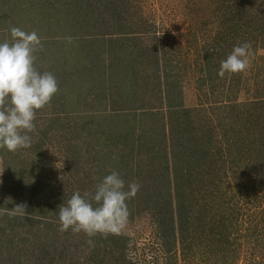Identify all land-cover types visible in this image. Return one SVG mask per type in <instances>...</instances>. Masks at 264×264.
Wrapping results in <instances>:
<instances>
[{"label":"rangeland","instance_id":"obj_1","mask_svg":"<svg viewBox=\"0 0 264 264\" xmlns=\"http://www.w3.org/2000/svg\"><path fill=\"white\" fill-rule=\"evenodd\" d=\"M120 2L111 11L109 0H0V98L8 105L11 101L18 103V107H13V115L7 114L5 106L0 107V120L12 116L13 124L20 123L14 131L26 133L27 137L21 156L12 157L0 150V264H87L91 255H84L83 251L92 244L83 237L91 235L82 233V220L96 222L105 212L97 206L92 208L97 180L115 192L129 189L131 175L136 174L120 172L116 152L118 148L123 150L122 146L133 150L139 144L131 146L121 138L118 141L116 130L111 133L114 137L108 134L118 127L111 122V113L115 107L123 106L125 100L124 96L110 98V72L115 65H120L119 70L123 66L122 71L135 73L137 78L144 77L145 82L134 81L132 86L139 91L136 96L142 110L165 117V125L161 121L157 124L156 118L151 123L153 128L163 125L167 137L163 146L157 147L158 157L163 159L169 153L172 165L174 132L172 121L166 116L170 109L166 91L171 88L167 87L164 74L160 81L154 74L157 68L151 50L147 57L149 47L156 45L154 52L160 53V67L168 65L171 73L179 74L181 106L200 109L193 119H203L213 112L210 98L214 95L228 103L253 102V108L245 110L241 106L246 116L264 112V30L252 38L248 33L229 38L228 43L235 44L228 59L230 64L228 60L220 64L221 72L217 75L206 66L217 38L213 39V34L206 37L207 31H215L227 33L222 37L228 38L232 30L218 9V3L223 4L224 0H127L131 9ZM118 11L127 17L122 22L114 16ZM238 43L243 48H238ZM226 44L224 49L228 48ZM142 45L143 56L138 52ZM140 61L143 64L139 65ZM203 81L205 84H200ZM147 113L141 112L144 121L137 124H150ZM134 116L128 113V120ZM8 128L4 127L2 133ZM129 132L127 129L121 134L127 136ZM141 132L139 128L131 131L134 138ZM140 155L143 158L135 162L134 170L154 177L146 182L143 192L151 194L158 185L170 189L173 198L168 200L177 212L176 188L166 186L167 180L173 179V172L156 161L160 159L154 157L153 162L146 148ZM236 162V157L227 162L229 171L222 174V188L231 191L234 197L229 203L241 206L242 212L236 214L223 202L215 208L216 218L213 212L206 217V231H224L235 216V226L231 228L240 240L241 255L233 264H253V259L248 263L253 254L264 257V245H257L259 236L264 242V170L255 165V160L247 165L246 158L239 161L244 163L242 168ZM177 166L180 173L185 171V160ZM143 192L133 200L128 218L118 216L116 220L105 216L112 225L105 227L110 235L129 237L130 253L134 244L154 249L157 242L155 205ZM102 198V209L121 206L109 194L104 193ZM160 199L163 207L167 198ZM249 230L252 237L247 235ZM172 239L180 253V264H205L206 259L217 255L205 252L213 246L207 240L203 244L195 242L197 252L185 255L179 232ZM251 240L256 243L252 249ZM160 244L162 240L158 241ZM40 249L42 253L38 254ZM202 254L207 256L205 260ZM168 259L160 256L155 258L156 262L142 260L140 264H165Z\"/></svg>","mask_w":264,"mask_h":264},{"label":"trees","instance_id":"obj_2","mask_svg":"<svg viewBox=\"0 0 264 264\" xmlns=\"http://www.w3.org/2000/svg\"><path fill=\"white\" fill-rule=\"evenodd\" d=\"M120 1L127 6L126 9H131V6H129L130 2H128L127 5V0H109L110 7H108V9L111 11L116 10L121 4ZM218 5L220 6L218 9H221L220 11L226 16L225 22L231 25L232 30L229 31L228 38L222 37L227 33H219L215 31L210 32L206 30L208 33L206 38H209L210 34H213V39L217 38V42L215 43L214 48H212L211 53H209L210 56L206 62V66L211 69L213 74L216 72L217 75L221 72V66L219 65H222V63L226 64V61L231 59V54L234 51L233 48L235 44L228 43V40H230L229 38L234 37V39H237L239 36H243L244 33H248L249 38H252V36L258 34L257 32H263L264 30V0H224L223 4L218 3ZM120 12L121 11H118L114 16L120 18L118 21L122 22L127 17L123 15V12ZM129 15L132 14L128 13V16ZM120 24L118 25L119 29ZM115 27L116 26H114V28ZM202 35H204V33ZM132 37H134V34ZM225 43H227L226 46L228 47L226 49H229L230 51L224 49ZM240 46L243 48V44L241 45L238 43L237 47L239 48ZM146 47L147 46H145V48ZM220 47L223 49L219 50ZM155 48L156 45L149 47L147 50V57L149 58V50H151L153 53H151L153 56L152 62L155 63V67L157 68L154 74L159 81L161 79V74H164L166 85L168 88H171V91H166V95L169 96L168 105L170 109L167 112V115L166 113L165 115L172 121V132H174V135L171 138L172 142H174L172 144V152L175 157L174 165L169 161V153L167 155L164 154L163 159L158 157L159 149L157 147L160 146L161 148L163 146L167 136L164 134L165 130L162 124L155 126V131V127L153 128L154 123H151V121L156 118L157 124L160 121L164 124L163 120L165 117L163 116L164 119H162L161 116L157 117L158 113H152V111L147 113L145 109L142 110L140 107L141 104L139 105L136 96L139 91L135 86H132L134 81L138 82L141 80V83L145 82L144 77L137 78L135 73L131 74L130 72L122 71L123 66H121L122 69L120 67L121 70H119L117 67L120 65H115L110 72L112 78V81H109L110 98L117 96L121 98L124 96L125 100L123 101V106L120 105L122 103H118L121 107H115L113 113H111V122L115 123L118 127L116 129H110L112 131L108 132V134L114 137L115 135L111 133L116 130L117 135L115 138L118 137V141H120L121 138L126 141L125 144H131V146L139 144L137 148L133 150L128 149V145L122 146L123 150L118 148L116 152L119 159V161H116V165L118 169H120V172L124 170L127 174L136 173L131 175L135 185L131 180L129 189H117L114 192L111 186L102 183V181L100 182V179L97 180L98 184L94 191L95 195H93V197L91 196L93 198L92 203H94L92 208L99 207L101 211L105 212H102V217L95 220L96 222L82 220V223L85 224L82 233H85V235H91V237H83V240L92 244L90 248L87 247L83 251L84 255H91L87 258V264H140L142 260L151 263L156 262L155 258H159L160 256L169 257L165 264H180V253H177V250H175L177 244L175 240L172 239L175 238L178 232L182 239L180 240L183 249L182 252L185 255H188L195 250V242H197V244H203L207 240L209 241V245L213 246H209L205 252H210L209 255L211 256L215 253L217 255L212 259H206L205 264H233V262L238 261L237 255L240 254L238 243L240 240L239 238L234 237L236 231L231 228V226H235V223L232 221L235 216L231 219V224L228 227H224V231L217 233L210 231V234L206 231L207 224L205 223H208V221L205 219H207L206 217H211V212L214 214V211L218 209L223 202L224 204L228 203L227 206H230L231 209L235 210L236 214L239 215L242 212L241 206L238 207L237 204L233 205L232 203H229L234 196L231 191L222 188L224 180L222 174L226 175V172L229 171L227 170V162L234 161L235 157L237 164H242L239 161H242L243 159L245 160L246 158V165L251 162V160H255V165L259 167V169L262 167L264 170V112H258L255 115L246 116L241 112V106L247 110L253 108V102L232 101V103H228L214 95L215 97L212 96L210 98L213 112L206 115L203 119H193L192 116L200 109L181 106L182 99L179 97L181 96L180 93H182V88H180L182 87L181 78L179 74L171 73L168 70V65L160 67V53H157L158 51L154 52ZM141 49H138V52L143 56L144 46L141 47ZM207 51H209L208 47ZM139 60H141V58ZM227 62L230 64L229 60ZM140 64L143 63L140 61L139 65ZM233 72H236V70ZM210 79H212L211 76ZM200 84L204 85L205 82H200ZM145 87L147 88V86ZM199 88L201 89L202 87L199 86ZM85 96L86 95H84V97ZM48 98L54 102L52 96H48ZM57 98L58 97L56 96L54 99ZM85 99H87V97H85ZM8 103L10 106L7 103H4L0 98V107L5 106L7 114L13 115V109H15L13 107H18V103L14 101ZM239 108L240 110H238ZM162 110L163 108L161 111ZM130 112L132 115H136L131 121L128 120V113ZM141 112L147 113L150 119V124H137L138 121H144ZM19 125L20 123L17 124L16 122L13 124L12 116L8 118L4 117L0 120V150L4 153L8 152L12 157L21 156L26 148L25 141L27 137H24L26 136V133L14 131ZM4 127L9 128L2 133ZM133 128H139L142 131L140 134H137L135 138L133 133H131ZM127 129H130L129 134L127 136H122L121 133L123 130ZM160 129L161 132H158ZM127 140H129V143H127ZM145 148L150 154L152 161L160 159V161H156L162 162L164 164L163 166H166L173 172L172 177L171 174H168L169 177L173 179L169 178L170 180H167L168 184H166V186L169 185L171 187L172 185L176 188V193L174 194L175 199H178V210L176 212V208H174L172 202L168 200L173 198L170 189L168 190V188H162V185H158L155 186V189L151 194L144 191V195H147V200L153 199V205H155L154 208L157 217L155 220L156 222H154L156 227L154 226V228L158 235L156 237L157 242L155 243L154 249L153 247L147 249L146 247H140L137 244H134L132 247V253H130L128 248V245H130L128 243L129 237L126 236V234L110 235L105 227L109 228L112 225L108 219H105V216L109 215L116 220L118 216L128 218L132 211L129 207H132L134 204L133 200L142 196L143 188L146 187V182L154 178L152 175H144L141 170L138 172L134 170L136 166L135 162L138 159L142 160L143 157L140 155V152H143ZM135 151H137L136 156H134ZM184 160L186 170L180 173L181 170H178L177 164H181ZM242 167H244V163L241 168ZM222 168H224V170ZM125 173L123 174L124 176H126ZM126 177L130 179L128 176ZM127 191L129 195L127 194ZM104 193L113 197L114 202L119 201L121 204L120 208L112 207L113 209H111L105 207V209H102L100 203L104 200L102 198ZM162 196L167 198L163 203V207L160 203L161 199L158 201V198ZM109 202L114 203L113 200H109ZM57 213H60V209H58ZM71 213L74 212L72 211ZM6 216L12 217L15 216V214H6ZM214 217L216 218V214H214ZM53 223L55 222L53 221ZM250 232L251 230H249L247 235L252 237L253 234ZM259 238L257 245L262 248L264 245L263 237L259 236ZM159 240H162L160 246L158 245ZM251 241L252 243L249 245L250 249L254 248V245L256 244H254V240ZM78 245L79 243L77 242L75 246L78 247ZM42 250H44V248H42ZM42 250L40 249L38 254L42 253ZM195 252L197 251L195 250ZM256 256V254H253L248 260V263L253 259V264H264V257L261 258V256ZM202 257H204L202 260H205V257L207 256L202 254ZM148 262H146V264H148Z\"/></svg>","mask_w":264,"mask_h":264}]
</instances>
